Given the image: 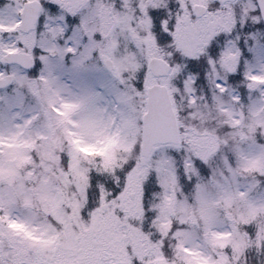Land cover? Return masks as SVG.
I'll use <instances>...</instances> for the list:
<instances>
[{
  "label": "snow or ice",
  "instance_id": "1",
  "mask_svg": "<svg viewBox=\"0 0 264 264\" xmlns=\"http://www.w3.org/2000/svg\"><path fill=\"white\" fill-rule=\"evenodd\" d=\"M0 264H264V0H0Z\"/></svg>",
  "mask_w": 264,
  "mask_h": 264
}]
</instances>
